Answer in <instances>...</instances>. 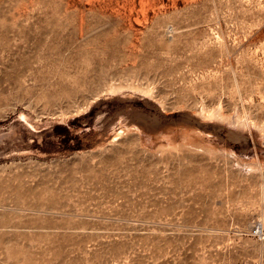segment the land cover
Instances as JSON below:
<instances>
[{
	"label": "rangeland",
	"instance_id": "374dc122",
	"mask_svg": "<svg viewBox=\"0 0 264 264\" xmlns=\"http://www.w3.org/2000/svg\"><path fill=\"white\" fill-rule=\"evenodd\" d=\"M0 264H264V0H0Z\"/></svg>",
	"mask_w": 264,
	"mask_h": 264
},
{
	"label": "built area",
	"instance_id": "2783aa9c",
	"mask_svg": "<svg viewBox=\"0 0 264 264\" xmlns=\"http://www.w3.org/2000/svg\"><path fill=\"white\" fill-rule=\"evenodd\" d=\"M255 233L259 234L260 233V230L259 229H256Z\"/></svg>",
	"mask_w": 264,
	"mask_h": 264
}]
</instances>
